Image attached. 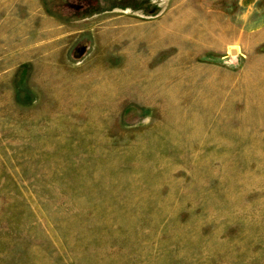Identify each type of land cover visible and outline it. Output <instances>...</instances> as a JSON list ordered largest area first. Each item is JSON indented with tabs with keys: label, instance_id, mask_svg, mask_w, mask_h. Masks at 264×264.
<instances>
[{
	"label": "rangeland",
	"instance_id": "obj_1",
	"mask_svg": "<svg viewBox=\"0 0 264 264\" xmlns=\"http://www.w3.org/2000/svg\"><path fill=\"white\" fill-rule=\"evenodd\" d=\"M0 264H264V0H0Z\"/></svg>",
	"mask_w": 264,
	"mask_h": 264
}]
</instances>
